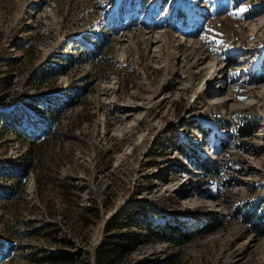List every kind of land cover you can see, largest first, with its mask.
I'll list each match as a JSON object with an SVG mask.
<instances>
[{
  "label": "rangeland",
  "instance_id": "374dc122",
  "mask_svg": "<svg viewBox=\"0 0 264 264\" xmlns=\"http://www.w3.org/2000/svg\"><path fill=\"white\" fill-rule=\"evenodd\" d=\"M262 224L264 0H0V264H264Z\"/></svg>",
  "mask_w": 264,
  "mask_h": 264
},
{
  "label": "trees",
  "instance_id": "16d2710c",
  "mask_svg": "<svg viewBox=\"0 0 264 264\" xmlns=\"http://www.w3.org/2000/svg\"><path fill=\"white\" fill-rule=\"evenodd\" d=\"M246 129V126H243ZM19 131V129H17ZM255 131V128L252 130H246V132L252 133ZM51 137L55 134L52 133ZM49 137V136H48ZM56 139V138H55ZM47 141H50L47 139ZM46 141H43L39 146H37L36 141H30V149L25 153L23 160H21L18 165H16L15 173H18L19 180L18 184L21 183V178L26 177L30 174V171L36 170V156L38 155L37 151L40 150ZM33 147V148H32ZM40 157V155H39ZM39 161H43L42 157L39 158ZM43 166V163H40ZM45 169V168H44ZM48 182L54 179L53 176L44 175ZM46 181V183H47ZM35 182L40 185L41 179L36 175ZM12 186L11 189L16 191L18 187ZM16 187V188H15ZM11 190H8L4 193V196L10 197ZM20 192V191H19ZM145 229L148 234L153 235L156 238L164 239L172 242H183L188 239L189 232L183 229L177 222H170L169 220L163 219L162 221H153L152 217L146 218ZM264 224L259 225L260 231H264ZM140 241V236L136 232H114L105 236L93 249V261L92 264H141L138 263H128V255L137 247ZM72 253L66 249L62 251L51 252L48 256L50 264H61L62 259L71 257Z\"/></svg>",
  "mask_w": 264,
  "mask_h": 264
},
{
  "label": "snow or ice",
  "instance_id": "6c2138e0",
  "mask_svg": "<svg viewBox=\"0 0 264 264\" xmlns=\"http://www.w3.org/2000/svg\"><path fill=\"white\" fill-rule=\"evenodd\" d=\"M244 11H246V9H244V8L240 9L241 13H243Z\"/></svg>",
  "mask_w": 264,
  "mask_h": 264
},
{
  "label": "bare ground",
  "instance_id": "6f19581e",
  "mask_svg": "<svg viewBox=\"0 0 264 264\" xmlns=\"http://www.w3.org/2000/svg\"><path fill=\"white\" fill-rule=\"evenodd\" d=\"M208 86H210V85H208ZM226 97V96H225ZM228 97V96H227ZM223 99V98H222ZM220 100V99H219ZM224 105V104H223Z\"/></svg>",
  "mask_w": 264,
  "mask_h": 264
}]
</instances>
